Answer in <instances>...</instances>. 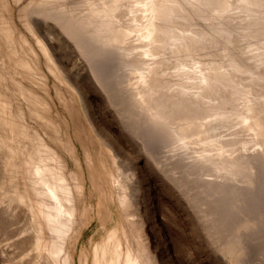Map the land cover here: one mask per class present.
Segmentation results:
<instances>
[{
  "label": "bare ground",
  "instance_id": "obj_1",
  "mask_svg": "<svg viewBox=\"0 0 264 264\" xmlns=\"http://www.w3.org/2000/svg\"><path fill=\"white\" fill-rule=\"evenodd\" d=\"M57 29L89 61L66 58ZM113 49L132 67L140 120L192 152L195 178L212 177L215 197L236 189L241 201L264 185V0H0V204L27 216L32 264H75L91 220L88 189L104 178L123 222L80 264H157L132 170L141 162L131 165L116 141L132 138L124 92L114 95L103 71ZM214 51L222 58L205 63Z\"/></svg>",
  "mask_w": 264,
  "mask_h": 264
},
{
  "label": "rangeland",
  "instance_id": "obj_2",
  "mask_svg": "<svg viewBox=\"0 0 264 264\" xmlns=\"http://www.w3.org/2000/svg\"><path fill=\"white\" fill-rule=\"evenodd\" d=\"M23 1L26 2L27 0ZM199 26L203 29L207 25L202 22L198 24ZM57 30L54 35L55 42L64 47L65 51L63 53L66 58L73 59V61L77 58L89 61V58H85L87 57L85 52H79L74 48V53V49L71 47L72 41L65 33L63 34L59 29ZM115 52L113 49L112 59L103 66V71L105 75H108L110 81L112 80L114 95L116 89H121L124 92L122 112L127 123L128 139L132 138V141H128V143L127 140L124 141L121 138H116V141L124 148L122 150L123 155L128 158L131 165L134 158L140 159L141 165L138 170L134 167L132 170L139 173L136 184L141 191L139 193L140 198H142V215L144 214L143 217L147 221L145 222V231L157 264H264V197H262L264 195V185L261 186L262 181L258 184L257 189L246 192L244 199L241 201H239L240 194L236 189L234 191L227 190L224 197H215L212 183L209 182L212 181V177H206L205 183H201L200 179L195 178L193 173L196 171L192 170L190 164L194 160L189 157L192 156V152L191 154H182L181 147H175L168 135L159 136L160 133L156 129L148 127L140 120L139 109L133 102L132 93L135 90V80L131 73L132 67L126 65L125 59L121 56L118 57ZM83 53H85L84 56ZM210 54L213 55V52L203 53L202 59L205 63L218 61L222 58V54L215 51L213 58ZM208 57L210 58L208 59ZM99 58L101 57L99 56L96 59ZM170 62L172 65L173 61ZM174 78L168 76V79ZM56 107L62 110L64 108L59 102ZM76 108H80L79 101L75 105ZM98 122L101 126H109L107 122L105 123L103 115L98 114ZM110 125L112 126L111 123ZM224 128V130L229 129L228 126ZM71 130L74 132L73 125ZM72 131L71 135L73 134ZM218 133L216 131L214 133L217 138ZM225 133L221 138L227 135ZM88 136L86 137L83 132L81 133V137L86 140V143L94 152L96 141L90 134ZM238 143H240L239 140ZM76 144L83 158L82 146L78 141H76ZM237 146V154L245 152L241 147V143ZM139 178L140 182L138 183ZM110 187L112 186L104 178L97 185V188L89 187L88 189L89 204L92 209L91 220L83 227L78 248L75 252V264H80L79 259L83 252L90 254L92 262L94 244L102 241L105 234L113 226L123 222V216L118 210L115 195L111 194ZM242 190L240 189V193ZM190 193L191 196H189ZM150 201L154 202V206L152 205L153 211L150 207ZM219 201H223V204ZM238 203L242 205L240 206ZM4 208L5 206L0 204V264H32L35 253L32 251L29 242L31 239L30 233L26 231L27 216L22 212L4 214ZM104 209L108 213L103 221L102 211ZM247 214L249 215L247 216ZM235 222H237V225H235ZM154 223H156V227H154ZM247 223L248 225H246ZM237 226L238 228H236ZM229 242L233 244L229 245ZM239 242L241 244H238ZM230 246L235 247V250L231 248L229 254ZM2 249L4 253H2ZM61 256L64 255H60L62 260L63 257L61 258Z\"/></svg>",
  "mask_w": 264,
  "mask_h": 264
}]
</instances>
